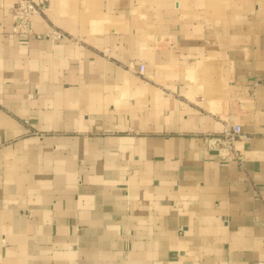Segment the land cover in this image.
I'll return each mask as SVG.
<instances>
[{
  "label": "crops",
  "instance_id": "0c3cea01",
  "mask_svg": "<svg viewBox=\"0 0 264 264\" xmlns=\"http://www.w3.org/2000/svg\"><path fill=\"white\" fill-rule=\"evenodd\" d=\"M15 1L0 264H264V0H46L31 33Z\"/></svg>",
  "mask_w": 264,
  "mask_h": 264
},
{
  "label": "built area",
  "instance_id": "2783aa9c",
  "mask_svg": "<svg viewBox=\"0 0 264 264\" xmlns=\"http://www.w3.org/2000/svg\"><path fill=\"white\" fill-rule=\"evenodd\" d=\"M46 5V0H16L12 7V16L14 20V33H31V18ZM55 37L62 36V33H55ZM145 70L144 64L139 65V72L142 74ZM241 127L238 124L226 129L223 133L213 134L209 137V147L217 150L223 157H231L240 162L243 161L242 154L235 148V142L242 136Z\"/></svg>",
  "mask_w": 264,
  "mask_h": 264
}]
</instances>
